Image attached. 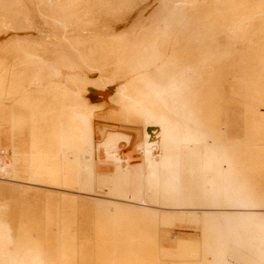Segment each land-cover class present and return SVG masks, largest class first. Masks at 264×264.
<instances>
[{"label":"bare ground","instance_id":"bare-ground-1","mask_svg":"<svg viewBox=\"0 0 264 264\" xmlns=\"http://www.w3.org/2000/svg\"><path fill=\"white\" fill-rule=\"evenodd\" d=\"M31 1L0 0V46L11 57L4 64L0 54V186L31 184L60 198L29 210L3 194L0 262L264 264V0H175L158 28L147 29L159 8L124 34L98 28L102 16L149 0ZM19 7L48 32L34 35ZM202 7L233 11L187 21ZM179 15L188 16L186 43L165 54ZM215 26L236 54L220 49ZM91 28L107 47L85 57L100 64L96 81L48 61L53 46ZM129 56L139 65L125 79ZM218 71L246 90L240 100L208 86ZM131 146L135 159L124 152Z\"/></svg>","mask_w":264,"mask_h":264},{"label":"rangeland","instance_id":"rangeland-1","mask_svg":"<svg viewBox=\"0 0 264 264\" xmlns=\"http://www.w3.org/2000/svg\"><path fill=\"white\" fill-rule=\"evenodd\" d=\"M22 1V3L23 4H25V5H27V6H29V7H32V1L31 0H21ZM154 1V2H153ZM176 1H178V0H176ZM175 0H169V2H170V5H169V7L167 6L166 8H165V5H162V7H160V5L164 2V3H166V0H163V2H162V0H149V3H141L140 4V2H138L140 5H138L136 8H134V9H130V10H125L124 12L123 11H120V13L119 12H109L108 14H106V15H103L102 16V18L100 19L101 21H99V24H98V28H102V27H104V26H107V27H111V28H117V27H120L121 29L117 32L118 34H124V33H132L133 31H134V28L136 27V25L138 24V22L144 17V16H146L147 15V13H151L152 12V10H154V9H157V8H159L158 10H157V12L155 13V18H154V20H153V22L152 23H150L149 25H148V27H147V29L148 30H153V29H156V28H158L159 27V25H160V21H161V19L168 13V11H169V9L172 7V5L176 2ZM241 2H244V1H250V0H240ZM251 1H254V0H251ZM168 2V1H167ZM143 4V5H142ZM158 4V5H157ZM153 6H154V8H153ZM206 8V9H205ZM18 10H21V12H23V14L25 13L26 14V16H24V15H20V16H22V18L24 17H28L31 21H32V23H34L33 25H34V27L36 28L35 30H33V33H34V35H40V33H41V31H43L44 33H47L48 31V29H49V27L41 20V19H39L38 17H36L35 15H30L28 12H30V10L28 9V11L27 10H24L22 7H19V8H17ZM23 9V10H22ZM137 9H138V11H140V12H138L137 11ZM198 9L199 8H197V9H195V10H188L189 12L191 11V13L193 12V11H196V13H195V15H194V12L191 14L192 15V18H191V15H190V13L189 12H186L189 16H190V18H188V20H187V15H186V19H185V17L183 16V15H179L178 17H176V23H175V25L176 26H174V28H173V38L172 39H170L168 42H167V44L165 45V47H164V52H165V54H169L170 52H171V49L173 48L172 46H174L173 44H176L175 43V40H176V42H177V44H178V47H177V49L179 48V46H180V48L181 47H183L184 45H185V43H186V40H185V37H183L184 35H180L181 34V31H180V29H182V21L183 20H187V21H189V20H192L193 19V21H196V20H198V21H202L203 22V20H205V21H207V19L205 18V16L206 15H208L209 16V18H213V16L215 15V14H218V13H220V11L222 10V9H220L219 11H217V12H213V10H210L209 9V7H202V8H200L199 9V11H198ZM203 9V10H202ZM208 9V10H207ZM200 10H202V11H200ZM207 10V11H206ZM25 11V12H24ZM127 11V12H126ZM129 11H131L130 13H129ZM133 11V12H132ZM224 11V12H223ZM231 11H233V9H231ZM230 10H228V11H226V10H222L221 12L222 13H224V14H222V15H220V14H218V20L219 19H221V17L223 16V15H225V14H227V13H229V14H227L228 16L230 15V14H232V13H230L231 12ZM122 12V13H121ZM141 12H143L142 14H140ZM199 12V13H198ZM204 12H206V13H204ZM207 12H208V14H207ZM212 12H213V14H212ZM28 13V14H27ZM201 13H203L204 14V16L203 17H201L202 16V14ZM212 15H211V14ZM198 14V15H197ZM142 15V16H141ZM194 15V16H193ZM19 15H15V17L17 18V19H14V21H16V22H18V23H21V24H23L24 25V23H25V25L27 26L28 25V22H25V21H23V19L20 17ZM196 16H198V17H196ZM207 16V17H208ZM211 16V17H210ZM140 17H141V19H140ZM199 17H201V18H199ZM196 20H195V19ZM229 18H230V16H229ZM20 19H21V21H20ZM104 19V20H103ZM140 19V20H139ZM204 21V22H205ZM217 21V20H216ZM215 21V22H216ZM100 22L102 23V25L100 24ZM189 22H191V21H189ZM45 25L48 27H45ZM38 28H37V27ZM217 27V28H216ZM220 27V26H219ZM218 26H215L214 27V30L216 31V30H218L216 33H217V35L220 33L221 34V31L219 30V29H221V27L219 28ZM96 28V27H95ZM95 28H91V29H88V30H83V29H80V30H82V32L80 31V30H77V31H75V32H73L71 35H70V37H69V41H68V44H64L63 46H61V47H52V50H53V53H50V54H48V55H46V58L48 59V61L50 62V63H54L55 62V60H56V62H58V63H63L64 65H66L67 67H70V68H72L73 67V69H74V71L83 79V80H86V81H90V82H94V81H96L97 80V77H98V70H97V68L100 66V64L98 63V62H95L94 64H93V67H95L94 69H92L91 67H90V65H89V62L87 61V59L85 58L86 57V55H88V54H90V52H92V50H98V49H100L101 47L102 48H104V49H106L107 50V47L105 46V45H103V40H102V38H101V34H103L101 31L99 32V31H97V29L96 30H94ZM216 28V29H215ZM219 28V29H218ZM38 29V30H37ZM1 31L2 32H4L5 30L4 29H1ZM89 31V32H88ZM97 31V32H96ZM86 32V33H85ZM94 33V34H93ZM177 33H179V35L177 34ZM219 34V35H220ZM177 35H178V38L180 39V41L177 39ZM217 35L215 36V38L217 37ZM222 35V36H221ZM220 36H218L219 37V39H215V41H216V43H218L219 44V47H220V49H221V47H222V49L223 50H228V48L229 49H235L237 46H233V47H229L228 46V48H227V42H225V39L223 38L224 36H223V34H221ZM176 36V37H175ZM181 37V38H180ZM217 37V38H218ZM34 38V37H33ZM178 40V41H177ZM4 41H5V39H4ZM4 41L2 42V43H4ZM77 42H81V43H83V45H81V46H78L77 48L75 47V48H73V46L77 43ZM222 43H224V46H223V44ZM226 43V44H225ZM222 44V45H221ZM225 45H226V49H225ZM165 49H167V50H165ZM173 50V49H172ZM86 51V52H85ZM194 51V53H197L195 50H193ZM236 52H238V51H236V49H235V54H236ZM8 53V50H7V48H5L4 46H0V54H2V55H8L7 54ZM8 57V58H7ZM7 57H4L2 60H3V62H4V59H6L5 60V63L4 64H6L7 62H9L10 60H11V57H9V55L7 56ZM194 58H195V55H194ZM138 59H139V57L138 56H136V57H134V56H129V58H128V60H127V62L122 66V75H123V77L125 78V79H127V78H129V76L131 75V73L132 72H134L136 69H137V67H138V65H139V62H138ZM63 60V61H62ZM95 60H97V58H95ZM7 61V62H6ZM72 65V66H71ZM76 68V69H75ZM172 68H174L175 69V65H169L168 66V71L170 70V71H172V72H174L173 70H171ZM220 71V70H219ZM218 71V73H217V76H219L218 74L220 73V75L221 74H223V71H221V72H219ZM95 72V73H94ZM171 72V73H172ZM227 75V73H224L223 74V76H219V77H217L216 75H213L214 76V78L215 79H213L212 77L213 76H211L210 77V79L209 78H206V82L207 83H209V82H211L212 83V85H211V83H209L210 85H208V86H211L212 88L213 87H215L216 88V90H217V88H218V95H219V97H220V95L222 94L223 96L222 97H220L221 99L225 96L224 94H226V96L224 97V98H228V99H230L229 101H226V102H230V101H235V100H237L238 101V99L240 100L243 96H244V93H243V91H246V90H243L242 91V89H241V91H239V89L240 88H236L235 87V90L233 89L234 87H233V84L232 83H234L235 82V79H231V76H229L230 78H228V76H227V79H229V80H226V76H224V75ZM235 76V75H234ZM33 77V74H30L29 75V78H32ZM216 77H217V80H221V82L220 81H217L216 80ZM221 77V78H220ZM212 78V79H211ZM223 78V79H222ZM211 80V81H210ZM225 80V82H223ZM213 81V82H212ZM231 82V84H229V82ZM215 82V83H214ZM206 83V84H207ZM223 83V85H221ZM225 83V84H224ZM226 84L228 85L227 87H229V88H226L225 86H226ZM195 85V86H194ZM193 86H194V88H197V89H199V87H201V85L199 84H197V83H195ZM214 85V86H213ZM220 85V86H219ZM232 85V86H231ZM223 89V92H221L219 89H221V88ZM226 88V90L228 89V94H227V92H226V90H225V88ZM215 88H213V89H215ZM219 91H220V93H219ZM233 91H234V93L235 94H237V93H239L237 96L233 93ZM237 91V92H236ZM224 92H226V93H224ZM231 93V94H230ZM235 95H233V94ZM230 94V95H229ZM231 96L232 98L234 97L235 99H232V98H230L229 96ZM239 95H241V97L239 96ZM243 95V96H242ZM236 97L238 98V99H236ZM223 98V100H226V99H224ZM227 99V100H228ZM232 99V100H231ZM240 102V101H239ZM99 121L100 122H106V121H102V119H99ZM254 138H256L255 136H253ZM135 147L134 146H131V147H128V148H126L125 150H124V152H125V154L126 155H128V156H130V157H132V159L134 158H136V155H134L135 154V149H134ZM133 154V155H132ZM108 168H109V166H107V165H100V170L101 171H107L108 170ZM250 179H252V180H254V178H253V176L250 178ZM10 185H8V186H6V187H4V186H0V199H3L4 197H6L5 195H7V194H11V195H13V196H15V197H19V198H21V199H25V200H27L26 202H27V204H26V207H27V209H29V210H31L32 208H35V207H38V208H42V206H41V204H39L38 203V201L37 200H39V199H59L60 198V196L59 195H57L56 196V194L55 193H53L52 191H50V190H46V189H41V188H38V187H35V186H33V185H31V184H26V185H22V184H20V183H14V185H11L10 187H9ZM27 186V187H26ZM39 190V191H38ZM40 190L42 191V192H40ZM45 191H47V192H45ZM3 194H5V195H3ZM47 197V198H46ZM29 200V201H28ZM33 200H36V202L35 201H33ZM36 203V204H35ZM28 205V206H27ZM181 234H183V235H188V236H191V235H193L194 233L192 232V231H190V230H182L181 231ZM0 264H2L1 262H0Z\"/></svg>","mask_w":264,"mask_h":264}]
</instances>
